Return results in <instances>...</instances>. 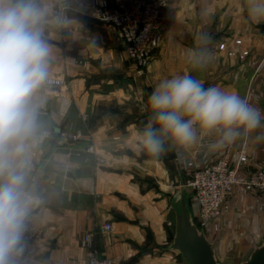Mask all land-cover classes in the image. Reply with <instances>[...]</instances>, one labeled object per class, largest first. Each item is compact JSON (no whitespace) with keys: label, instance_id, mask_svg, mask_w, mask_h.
<instances>
[{"label":"crops","instance_id":"0c3cea01","mask_svg":"<svg viewBox=\"0 0 264 264\" xmlns=\"http://www.w3.org/2000/svg\"><path fill=\"white\" fill-rule=\"evenodd\" d=\"M206 4L212 9L207 20L200 15ZM84 19L89 34L98 38L97 47L61 35L52 41L51 75L64 77L67 85L42 91V135L31 151L27 176V186L39 200L29 216L34 221L26 243L31 259L8 264L83 260L88 249L81 240L88 231H94L98 256L114 264H189L166 249L177 180H185L192 166L221 156L232 165L243 156L244 174L256 169L264 160V140L255 136L264 128L217 150L207 147L217 137L205 136L179 157L169 151L159 158L136 151V134L147 122L146 104L155 86L185 72L206 88L236 91L264 110V19H249L246 0H169L163 40L150 53L145 81L126 76V66L132 67L117 28L98 20L91 9ZM200 31L211 34L214 58L193 70L184 54ZM242 50L247 51L243 58ZM63 130L85 135L68 141L59 134ZM90 143L104 162L86 152ZM225 205L212 242L221 264H238L247 248L264 238V195L236 186ZM104 221L111 223L110 231H100Z\"/></svg>","mask_w":264,"mask_h":264},{"label":"clouds","instance_id":"9594fccd","mask_svg":"<svg viewBox=\"0 0 264 264\" xmlns=\"http://www.w3.org/2000/svg\"><path fill=\"white\" fill-rule=\"evenodd\" d=\"M89 0H0V264L22 251L25 222L39 202L27 186L30 155L41 138L38 114L42 90L51 76L55 37L98 46L85 17ZM249 19H264V0H246ZM212 16L206 4L200 13ZM212 36L197 32L185 60L193 70L214 58ZM147 122L137 131L135 149L152 158L169 151L178 157L205 136L217 139L209 150L251 138L264 128V110L236 91L205 87L185 72L161 80L149 95ZM264 140V133L255 136Z\"/></svg>","mask_w":264,"mask_h":264},{"label":"built area","instance_id":"2783aa9c","mask_svg":"<svg viewBox=\"0 0 264 264\" xmlns=\"http://www.w3.org/2000/svg\"><path fill=\"white\" fill-rule=\"evenodd\" d=\"M90 9L94 16L103 22L115 26L124 43V50L128 59L133 64L136 75H143L150 60L152 49L157 48L162 39V27L168 7V0H89ZM62 38L65 36L62 34ZM240 44V40L234 41ZM224 43L219 45L223 48ZM246 50L239 53L243 58ZM67 82L64 77L51 75L42 91L65 87ZM60 136L68 141L82 138L85 133L63 130ZM86 152L94 154L97 162H104L90 143L85 148ZM240 156L238 162L232 165L225 156L202 162L190 169L189 176L184 180L189 190V209L196 225L201 228L210 240L220 228L218 219L225 207V199L233 192L236 186L246 189H255L264 193V160L258 167L247 174L241 171ZM173 226V221H168ZM100 231H110L112 225L104 221L99 225ZM34 221L31 217L25 222L22 239V251L10 257L9 262H25L31 259L26 250ZM94 231L84 233L81 244L87 247V255L81 260L74 258L69 264H114L109 258L99 257L93 244Z\"/></svg>","mask_w":264,"mask_h":264},{"label":"water","instance_id":"95a60500","mask_svg":"<svg viewBox=\"0 0 264 264\" xmlns=\"http://www.w3.org/2000/svg\"><path fill=\"white\" fill-rule=\"evenodd\" d=\"M264 29V23L261 24ZM170 198L173 230L167 250L182 255L189 264H221L212 240L199 228L188 207L189 193L183 179H178ZM238 264H264V238L243 253Z\"/></svg>","mask_w":264,"mask_h":264},{"label":"rangeland","instance_id":"374dc122","mask_svg":"<svg viewBox=\"0 0 264 264\" xmlns=\"http://www.w3.org/2000/svg\"><path fill=\"white\" fill-rule=\"evenodd\" d=\"M168 2H169V0H168ZM162 40H163V39H162ZM161 43H162V41H161ZM161 43H160V45H161ZM160 45H159V46H160ZM159 46H158V47H159ZM152 50H153V49H152ZM150 55H151V54H150ZM126 57H127V56H126ZM150 57H151V56H150ZM128 60H129V62H130V67H132V68H131L132 70H130L129 66H128V67L126 66V73H127L126 76H128V78H129V77L132 78V77L135 76L136 74H135V72H134L133 64H132L131 60H130V59H128ZM148 63H149V62H148ZM145 72H146V69H145ZM128 73H130V74H128ZM131 73H132V74H131ZM144 76H145V73H144L143 75H136V76H135V77L137 78L136 81H137V80L145 81V80H144ZM139 77H140V78H139ZM142 81H141V82H142ZM129 83H130V82H129ZM136 83H137V82H136ZM139 84H140V83H139ZM142 84H143V83L140 84L142 90H146L145 87H143ZM131 90H132V89H131ZM171 185L174 186V181L171 182ZM241 187H242V186H241ZM243 188H244V187H243ZM244 189L247 190V191L258 192L261 196L264 195V193H261V192H259L258 190H255V189H251V190H250V189H246V188H244ZM233 191H234V190H233ZM232 193H233V192H232ZM232 193H231V194H232ZM231 194H230V195H231ZM230 195H229V196H230ZM229 196H228V197H229ZM228 197H227V198H228ZM227 198H226V199H227ZM226 199H225V203H226ZM225 208H226V205H225V207L223 208V211H222V212L225 211ZM219 230H220V228H219ZM219 230H218V232H219ZM218 232H217V233H218ZM228 251H230V247H229Z\"/></svg>","mask_w":264,"mask_h":264},{"label":"trees","instance_id":"16d2710c","mask_svg":"<svg viewBox=\"0 0 264 264\" xmlns=\"http://www.w3.org/2000/svg\"><path fill=\"white\" fill-rule=\"evenodd\" d=\"M172 236V235H171Z\"/></svg>","mask_w":264,"mask_h":264}]
</instances>
